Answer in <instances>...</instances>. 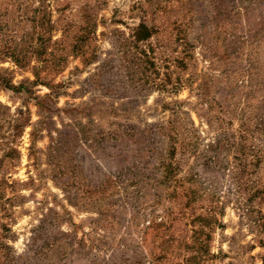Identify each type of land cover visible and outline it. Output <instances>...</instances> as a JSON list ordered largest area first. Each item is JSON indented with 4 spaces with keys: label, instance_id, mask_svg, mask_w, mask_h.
<instances>
[{
    "label": "rangeland",
    "instance_id": "374dc122",
    "mask_svg": "<svg viewBox=\"0 0 264 264\" xmlns=\"http://www.w3.org/2000/svg\"><path fill=\"white\" fill-rule=\"evenodd\" d=\"M0 264H264V0H0Z\"/></svg>",
    "mask_w": 264,
    "mask_h": 264
},
{
    "label": "trees",
    "instance_id": "16d2710c",
    "mask_svg": "<svg viewBox=\"0 0 264 264\" xmlns=\"http://www.w3.org/2000/svg\"><path fill=\"white\" fill-rule=\"evenodd\" d=\"M138 28H139L138 41L146 40L150 36V33H149L150 31L148 30V28H145L143 25H140Z\"/></svg>",
    "mask_w": 264,
    "mask_h": 264
}]
</instances>
